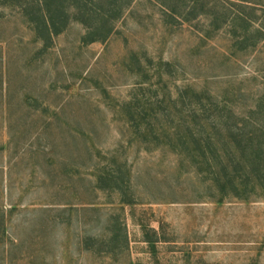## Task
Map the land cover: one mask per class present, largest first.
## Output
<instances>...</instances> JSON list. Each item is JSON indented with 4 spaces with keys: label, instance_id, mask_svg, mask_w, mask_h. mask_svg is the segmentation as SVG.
<instances>
[{
    "label": "rangeland",
    "instance_id": "obj_1",
    "mask_svg": "<svg viewBox=\"0 0 264 264\" xmlns=\"http://www.w3.org/2000/svg\"><path fill=\"white\" fill-rule=\"evenodd\" d=\"M109 1H84L113 20L87 42L100 18L79 0L50 41L23 11L38 1L0 0V264H264V193L219 192L164 136L193 92L225 107L221 161L264 126V0ZM121 173L130 203L98 187Z\"/></svg>",
    "mask_w": 264,
    "mask_h": 264
},
{
    "label": "trees",
    "instance_id": "obj_2",
    "mask_svg": "<svg viewBox=\"0 0 264 264\" xmlns=\"http://www.w3.org/2000/svg\"><path fill=\"white\" fill-rule=\"evenodd\" d=\"M35 1L39 3H35L33 6H24L23 11H26L25 13L29 14L32 18V21H30L34 25V30L38 33V38L43 37L46 41H50L54 35H58L64 31L63 29L66 26L64 18H68L72 14L69 6L66 5L68 0H45V2L43 1L44 4L41 3V0ZM84 1L79 0V4L76 5L78 9L82 8V11L76 12L80 15V18L100 19H98L99 21H84L85 24H83L87 32L83 39L87 42L104 41L113 30V20L101 19L104 16L100 17V12L94 8L91 9L89 6L87 7V2ZM113 1L116 2V0H110L109 2L112 3ZM243 1L248 2L247 0ZM242 4L245 5V3ZM253 4L255 5L247 8L257 11L259 3L253 2ZM100 7L101 4L96 8L99 10ZM170 13L175 14V10L170 8ZM244 15L243 13L234 14L232 20L238 18V20L244 21L243 18H247ZM257 31L260 34V30ZM254 42H257V40L255 39ZM187 89H185V92H187ZM188 92L192 94L190 89H188ZM193 93L197 97V102L190 103L189 111L192 112V115L190 119L187 118L186 120L185 131L180 132L178 130L167 134L164 132V136L169 141V144L173 143L171 148L182 155L185 154L192 165L200 163L207 165L208 172L212 175V177L209 176L210 178L207 177V179L213 185H216L219 192L224 193L230 190L236 197H246L248 193H256V191L264 193V126L257 125L254 126L253 130L245 131L239 125L238 131L235 133L240 136V139L238 140L234 136V140L237 139V141L235 143L228 142L229 145L235 144L236 146H234V149H230L224 161H221L222 155L218 154L220 152L214 144L213 132L210 129V127H215V125L213 123L210 126L209 121H211L210 118L213 115L219 118L221 111L225 107L215 108L213 106V108L211 106L207 108L202 103L200 92ZM261 101L257 103L254 112L264 115V101ZM198 109L199 111H197ZM175 143L179 145L176 146ZM99 180L100 184L104 181L102 178H99ZM108 181H110L112 186L107 183L104 187L98 184V187L100 189L111 187L119 195H122V202H132L129 196H132L130 181L126 177H123L122 173L110 178ZM227 187L229 188L227 189Z\"/></svg>",
    "mask_w": 264,
    "mask_h": 264
}]
</instances>
